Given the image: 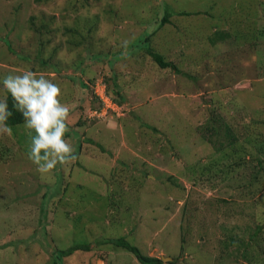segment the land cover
Wrapping results in <instances>:
<instances>
[{
	"label": "rangeland",
	"instance_id": "rangeland-1",
	"mask_svg": "<svg viewBox=\"0 0 264 264\" xmlns=\"http://www.w3.org/2000/svg\"><path fill=\"white\" fill-rule=\"evenodd\" d=\"M24 70L61 87L78 158L42 175L32 130L0 135V264H140L119 238L264 264V0H0V81Z\"/></svg>",
	"mask_w": 264,
	"mask_h": 264
},
{
	"label": "clouds",
	"instance_id": "clouds-1",
	"mask_svg": "<svg viewBox=\"0 0 264 264\" xmlns=\"http://www.w3.org/2000/svg\"><path fill=\"white\" fill-rule=\"evenodd\" d=\"M0 89L10 93L14 107L25 118V127L30 132L28 159L43 174L52 173L58 165L67 166L78 157L73 145L66 138L70 131L71 107L62 102L59 84L43 74L24 70L9 74L2 81ZM7 96L0 100V135H11L12 127L6 123L12 112L8 110Z\"/></svg>",
	"mask_w": 264,
	"mask_h": 264
},
{
	"label": "trees",
	"instance_id": "trees-1",
	"mask_svg": "<svg viewBox=\"0 0 264 264\" xmlns=\"http://www.w3.org/2000/svg\"><path fill=\"white\" fill-rule=\"evenodd\" d=\"M169 17H171V16L168 15L165 18H163L162 21H160V24H161L160 26H164L165 24L170 23ZM224 38H225V35H222L220 39L223 41ZM147 42H149V39L147 40ZM147 51H148V54H150V57H152L154 59V61L159 65V67L161 69H171V68L177 69L176 66L172 62L166 61L165 57L162 56L161 54L153 52V50L149 49V48ZM97 98L99 99V97H97ZM7 104H8V110L10 112H12V115L8 118V120L6 122L8 124V126L15 127L17 125L24 124L25 118H24L23 114L14 107L15 101L11 95H9L7 98ZM96 111L101 112L102 110H96ZM96 145L99 146L100 148H102L100 144L96 143ZM258 163L259 164H257V165L260 167L261 164L264 163V159L258 160ZM103 242H105V241H103ZM103 242H101V243L103 244ZM103 245L109 246L108 249H111V250L126 251L129 253H132L136 257V259L139 261L140 264H163L162 259L144 255L142 253V251L137 246L132 245L125 238H119L116 240H107V242H105ZM100 250H102L106 253L108 251L107 249H105V250L100 249ZM81 251H83V252L84 251H91L90 244H74L70 248L63 250V251H60L59 257L63 261V259L65 260V258H69L72 255H74L75 253H78ZM55 264H57V263H55Z\"/></svg>",
	"mask_w": 264,
	"mask_h": 264
},
{
	"label": "water",
	"instance_id": "water-1",
	"mask_svg": "<svg viewBox=\"0 0 264 264\" xmlns=\"http://www.w3.org/2000/svg\"><path fill=\"white\" fill-rule=\"evenodd\" d=\"M163 261H165V259H163Z\"/></svg>",
	"mask_w": 264,
	"mask_h": 264
}]
</instances>
